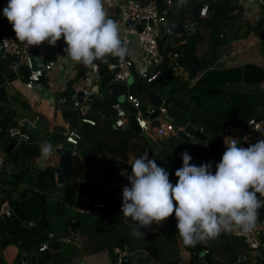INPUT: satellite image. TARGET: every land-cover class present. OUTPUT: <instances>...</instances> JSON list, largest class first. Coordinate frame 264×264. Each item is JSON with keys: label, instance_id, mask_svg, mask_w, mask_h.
I'll list each match as a JSON object with an SVG mask.
<instances>
[{"label": "crops", "instance_id": "0c3cea01", "mask_svg": "<svg viewBox=\"0 0 264 264\" xmlns=\"http://www.w3.org/2000/svg\"><path fill=\"white\" fill-rule=\"evenodd\" d=\"M179 3L180 0L171 4L170 10H175L178 8ZM234 3L237 4L238 13L233 19L227 20L225 22L222 32L219 33V40L223 41L224 44L217 49V59L212 67L215 69H231L235 71L234 74H237V72L239 73L241 70H243L244 66L247 64H256L264 69V59L262 57L264 44L263 38L261 37V33L264 31V9L255 2L250 3L245 0H232V4ZM0 14L3 15V8H0ZM112 19L114 18L112 17ZM178 20L181 19L178 17ZM184 23L186 25L191 24L189 20L184 21ZM11 28L12 26L8 22L3 25L4 30H10ZM201 32L202 30L199 27V34ZM44 48H46L48 51H55L56 47H51L49 45L48 47L37 46L35 52L39 54ZM199 48L201 54L202 51L207 49V45L200 44ZM65 60L68 61V58H65ZM76 65L77 63L72 62V65L68 67L65 72L63 71V67L60 66L54 69L51 76L58 80V84L56 82H45V86L53 92L56 102L59 103V98L62 96L61 93L68 87V83H70L69 81L73 78H76L75 70H73ZM9 66L11 67V70H16L12 63L9 64ZM6 70L8 72V69ZM205 70L206 68L203 67V69L198 72L196 76L200 77ZM226 87L232 88L233 90L238 89L240 92L243 90L242 92L248 95H255L260 100L261 105L260 95H264V82L253 84L238 80L236 82H228ZM226 87L218 90H222L220 93H223L226 91ZM226 96L230 98L227 93ZM5 97H7L8 103H4L3 101L1 105H5L4 110H7V113L4 116L6 117V125L9 124L10 126L12 123H16L18 119H30L33 116L39 115L41 117L40 122L46 123L47 127L46 129H44L45 127L42 128L39 133H37V130L32 129V132L30 133L31 139L29 141H23L21 143L14 144L8 149L12 154L10 158L11 161L9 162L11 170L9 171L4 168L6 171L0 175V186L2 185V179L4 177H11L14 173L24 170L27 166V163L29 162L28 159L26 161H15L13 159L15 153L21 148L22 143H36L40 145L41 148L45 143H49L51 146L57 147L65 138V132L67 130L66 123L72 119V117L65 116L56 105H53L50 101L45 99L40 94V92L26 89L23 76L19 73L14 80L8 79ZM180 98L184 100L186 99L187 103V98L189 97L186 94L185 98ZM169 109L171 108H168V114L172 115L169 112ZM243 110L238 109V113L242 114ZM228 112L229 110L224 111L223 116L220 118L225 120V126L223 127L222 133L219 131L218 125L216 123L220 119L215 120L217 127H215V129L209 134L205 132L206 128L203 126V133L208 136L207 142H209V144L204 145V143H200L201 141H199L195 149L196 152L205 151L206 156L202 163L207 162V157L209 155L217 153L219 155V159L217 160L216 164H218L221 160L222 154L226 150V143H230L232 138L237 139L238 146L241 147H245L240 145L244 138H253L256 142L260 139H264V112L256 113L257 117L255 120L261 122V128L259 130H256L249 124L245 127H241V125L231 126L232 123H229L228 119L226 118L229 114ZM172 116L175 118L174 113ZM205 118L208 119V125L210 126L211 116L205 115ZM55 121H57L56 124ZM184 127L185 126L178 125L179 129H183ZM3 128H5L4 133L6 135L7 129L9 127ZM100 138L103 140V144H101L102 148H99L98 146H95L91 143L85 144L83 143V140H81L80 144L77 145V149L79 154L86 155V157L88 155L87 162H89L90 169H92L91 175L94 174L100 178L99 180H94L91 182L93 189L100 192L102 199L107 198L108 200H115L119 205L115 213V217L120 222L109 224L101 219L102 214L108 213L107 207L104 209H99L100 215L94 219L89 214L83 213L80 208H76V206H68L64 195V185L67 180L65 178L64 185L60 186L57 175L54 172L56 186L49 192L54 197H64L68 209H78V215L76 219L84 218L85 222L82 223L78 228H75L74 231L67 232L68 228H66L65 223H60V212H58L55 204L51 207L53 215L50 218V222L52 223L53 219L56 227L52 226L53 236H51L52 233L48 231L49 234L51 233L50 238L54 237L56 240L58 238H64L66 242H63L62 244L61 254L55 258H52L48 264H113L110 260L112 257V249L118 245V240L121 238L127 239V243L130 245L129 256L131 258L129 261L131 264H206V262L203 261L206 259L205 256L199 254H204V251L194 252L183 245L182 240L178 236V229L176 227L177 224L174 221V213L172 216L160 222L159 224L153 223L147 228L141 227L139 230L144 235H141L140 237H135L132 235L133 229L137 227V222L132 221L131 218L124 217L121 212L122 190L124 187H130L129 181L125 177V168L122 170H116L113 168L114 173L116 175H120V179L115 181H104L103 178L98 176L95 171L98 168L100 169L102 166L101 162L105 163L107 159L117 156L113 154V151L118 149L116 145L119 143V138L118 136L111 133H106L103 136H100ZM136 142H138L137 138H133L130 144H135ZM81 144L82 147L80 148ZM105 145L107 147L109 146L108 149L105 147ZM115 148L117 149L113 150ZM184 149L185 143L181 141L175 134L163 138H150V143L145 152L149 154V158L156 160L158 166L167 167L169 172V180L173 185H175L178 180V178L175 176V171L182 167L183 161L181 154L184 152ZM145 152H143V154ZM128 155L129 159L137 158L133 152H129ZM50 157L51 158L49 159L47 165H56L58 161L57 157L53 155ZM83 159L86 161L85 157ZM192 160L200 161L197 159ZM36 163L37 161L33 162L31 166L35 165ZM79 181H81V178ZM2 194L5 195V192H0V195ZM11 197L18 198L19 192H14ZM102 199L99 198L95 205L99 202L101 203ZM1 210L2 209L0 208V214L2 212ZM1 216L2 214L0 217ZM30 223L33 225L32 222ZM55 228L57 229L56 232L54 230ZM225 236L229 237L230 239L228 240V238H224ZM234 238L236 237L221 233L218 238L215 240H209L206 243L209 245H214L219 249H227L225 247L227 246L228 249L223 251L224 258L238 254L240 255V260H242L244 259L242 258L244 255L249 254V250L244 249L241 251L233 240ZM2 254L8 264H23L24 253L18 244H10L6 246L2 250ZM196 258H198V260H196ZM251 263L264 264V237L259 255L252 259ZM118 264H122V262Z\"/></svg>", "mask_w": 264, "mask_h": 264}, {"label": "trees", "instance_id": "16d2710c", "mask_svg": "<svg viewBox=\"0 0 264 264\" xmlns=\"http://www.w3.org/2000/svg\"><path fill=\"white\" fill-rule=\"evenodd\" d=\"M178 2V0H175ZM213 3V7L210 10L209 15L202 17L199 22V27L202 30L200 37L194 43H189L188 41L179 47H173L169 45L168 48L172 52H178L180 55V60L187 64H203L206 68L200 77L191 76L189 82H182L177 79V76L172 81H176L178 84L174 89L169 91V96L165 97L166 105L169 112L176 119V123L181 126H186L189 123L198 124L199 122L204 123L205 132L211 133L216 126L215 120H218L223 116L224 111L229 110L227 119L229 123L246 126L251 119H255L257 114L255 109L260 106V100L255 95H241L247 98H252L250 102L246 98H241L243 105H237L232 100V88L226 87L228 82H236L238 80L245 81L247 83H263L264 82V69L256 64H247L244 66L243 70L239 73L234 74L235 71L231 69H215L213 64L217 59V49L224 44L223 41L219 40V33L222 32L225 22L227 20L233 19L237 13V4H232V0H208ZM198 0H184L183 4H178L179 7L175 10L168 11V18L178 16L182 21L189 20L191 23L196 22V8L198 5ZM8 22L7 19L0 14V32L3 31V25ZM264 22V20H263ZM9 32L15 37V33L11 28ZM186 35V34H185ZM187 36V35H186ZM200 44H206L207 49L202 51L200 54ZM8 59H0V86L4 84L7 79L14 80L18 74V71L11 70L10 73L7 72L6 62L11 64ZM97 60L96 62H98ZM99 63V62H98ZM169 59H166L161 65V69L165 70L169 68ZM100 70L102 74L101 87L102 88H114L115 85L112 84L111 80L113 78V73L104 65H100ZM19 74L23 76L25 81L28 75V70L26 67H21ZM83 76V71L75 79H71L68 83V87L62 91V95L71 96L74 94V87L79 83L80 78ZM141 80L135 78L133 83L132 92L139 97H141L144 105L149 104L147 91H140L137 88V84ZM226 87V91L223 93H212L210 89H221ZM187 90V96L189 97L190 103H186V99H181L175 95L179 90ZM156 90V89H155ZM158 92V91H157ZM160 92V91H159ZM161 93V92H160ZM226 93L230 98L226 96ZM162 94V93H161ZM144 95V96H143ZM117 96L112 93L107 97H100L97 95L91 101V107L86 112L82 111H70L63 112L67 117H73L75 115H82L94 119L96 125H91L89 123H83L80 127V132L82 134V139H89L98 144H103L100 136L106 133H111L119 138V143L116 145L118 149L113 151V154L117 155L119 158L127 161L129 158L128 153L133 152L137 158L142 156L150 143V138L147 135H132L123 143V133L124 131L116 128L113 124V116L111 114L112 104L117 100ZM4 103H8L7 97L4 98ZM246 103V104H245ZM191 104V105H190ZM179 110H178V107ZM221 107V111L218 109ZM5 109V105L0 106V115ZM238 109H244L242 114L238 113ZM172 110V111H171ZM205 115L211 116L210 126L209 121L205 118ZM30 119H38L37 133H39L42 128L46 129V123L40 122L41 117L39 115L33 116ZM6 117L0 120V125L3 127H12L16 123L6 125ZM5 128L2 129L0 136L5 135ZM26 131L31 133L30 129L25 128ZM133 138H137L138 142L135 144H130ZM81 142V141H80ZM256 143L253 138L243 139L240 145L248 147L251 144ZM44 144V142H43ZM108 149V147L105 145ZM41 146L32 143H22L21 148L15 153L13 159L29 162L24 170L14 173L11 177H4L2 179V185L0 186V192L4 191L5 195L3 201H7L8 205L11 207L12 214L10 217H0V264H8L3 257L2 250L10 244H18L23 251V255H26L27 262L25 264H48L52 258L59 256L62 250L63 242L66 240L63 238H58L56 241L49 242L50 234L44 224L47 218L50 223V218L53 215L51 207L54 204H46L38 199L37 196L33 195L28 198L20 199L11 197L12 194L18 191L19 186L25 181L27 173L31 167V164L42 157ZM191 164L200 166L202 161H190ZM100 169H96V174L101 176L104 181H115L120 179L119 174L114 173V169L105 165L101 162ZM68 166L71 173L66 176V183L64 185V195L68 203V206H76V208H82L84 206L94 207L97 200L101 198L100 192L93 189L92 183L88 182L87 179L92 174V169H90L89 162L82 158V155H74L70 158ZM85 170V171H84ZM54 171L49 169H42L38 174L37 182L34 184L36 190H38L43 195L50 197L53 196L49 191L55 188L56 181L54 179ZM81 178V181L79 179ZM58 186V185H57ZM50 193V194H49ZM259 196V194H258ZM5 199V200H4ZM264 201V198H261ZM100 203V202H99ZM101 203L106 204L108 208V213L102 214L101 219L105 222L112 224L120 222L115 217V213L119 207L115 200H108L107 198L102 199ZM55 211V210H54ZM58 212H60L58 210ZM63 217L69 218L65 213L60 212ZM26 220L32 222L33 225L30 229L25 228L22 225V221ZM82 220H85L82 218ZM258 220L264 222V207H262L258 213ZM51 225V224H50ZM68 228L67 232L74 231L70 228L68 223L66 225ZM224 238L229 237L225 236ZM227 240V241H228ZM238 245L239 249L242 251L248 249L242 239H233ZM44 241H48L49 245L46 249L41 250V244ZM227 249L228 247L225 246ZM194 252L209 251L207 254L208 259H205L206 264H253L249 262L248 255H244V259L240 260V255L234 254L231 257H223V251L227 249H219L214 245H209L206 242L198 243L195 247H188ZM198 260V258H196ZM24 264V263H23ZM122 264H131L130 261H124Z\"/></svg>", "mask_w": 264, "mask_h": 264}, {"label": "clouds", "instance_id": "9594fccd", "mask_svg": "<svg viewBox=\"0 0 264 264\" xmlns=\"http://www.w3.org/2000/svg\"><path fill=\"white\" fill-rule=\"evenodd\" d=\"M110 6L111 0H8L3 16L15 38L27 47L45 42L55 47L63 39L68 59L96 67L97 60L111 56L123 61L128 55L118 22L109 16ZM51 150L45 143L42 157H49ZM181 155L183 164L175 171V185L169 172L147 152L131 164V186L122 190L121 212L137 222L132 235H144L141 227L159 224L173 213L186 247L215 240L222 231L251 232L258 210L264 207V139L241 147L232 138L214 174L211 164L196 166L187 151Z\"/></svg>", "mask_w": 264, "mask_h": 264}, {"label": "built area", "instance_id": "2783aa9c", "mask_svg": "<svg viewBox=\"0 0 264 264\" xmlns=\"http://www.w3.org/2000/svg\"><path fill=\"white\" fill-rule=\"evenodd\" d=\"M245 1L258 3L264 9V0ZM7 2L8 0H0V8L6 7ZM174 2L175 0H169V6ZM107 10L110 18L113 17L118 22L120 37L123 44L128 49V55L120 63L112 62V57L108 56L104 61L99 60V63L95 61L94 63L96 67H87L83 64H77L73 69L75 70V77L80 75L81 71H83V76L80 78L79 83L74 87V94L71 96L62 95L59 98V103L66 107L74 106L76 107L75 111H82L83 108H86V111L90 109L92 100H88L87 96L93 91L96 85L98 86L96 96L100 94L102 81L100 65H104L113 73L111 82L115 85L114 88H116L118 84H122L124 87L122 91L118 92L116 95L118 98L112 104V109L115 111V113L112 114L113 124L116 128L122 131H127L129 129L130 115L128 110H130L141 131L149 138H163L169 135H175L176 125L165 117V115L168 114L166 100L164 99L163 104L159 107L160 113L154 117L153 115L156 108L150 101L149 104L144 105L141 97L132 92V88L135 78L140 79L141 82H153V80L163 71L160 67L166 59H169V68L173 70L175 76L188 77L190 72L186 71V68L177 63V61L180 60L179 53L172 52L168 48L169 45L179 47L185 44L187 42L185 32L174 31L170 27L168 11L159 7L158 0H111V6L108 7ZM210 10L208 2L203 3L200 13L201 16L206 17L209 15ZM3 32L1 48L4 52L19 56L21 58V66L26 67L28 70L27 78L24 81L26 89L34 90V86L37 83L45 84V82H56L58 84V80L51 76L54 69L60 66L63 67V71L65 72L67 68L72 65L70 59H68V61L65 60L67 54L63 52L66 47L63 39L57 42L55 51H48L44 48L38 54L35 52L36 47H27L25 44L20 43L9 32V30L3 29ZM41 46L48 47V44L45 42ZM33 53L38 54L43 62V66L34 67V61L32 58ZM262 57L264 59V46ZM114 88L110 87L104 89L111 94ZM79 92L84 94V100L82 102L77 98ZM120 95H123V98H120ZM1 104L2 102H0V106ZM79 120V127H81L83 123L96 125L94 119L82 115L79 116ZM37 121L38 119H18L16 125L7 129L6 136L8 142L6 145L0 146V169L5 168L6 170H11L9 162L11 161L10 158L12 154L8 149L14 144L29 141L31 135L25 130V125L28 124L31 130L35 129L37 127ZM56 122L57 121H55V124ZM248 124L256 130L261 128V122L255 119H251ZM66 125L67 130L65 132V138L68 142L77 147L82 139V134L79 130L80 128H73L69 122H67ZM16 137H18V139H16ZM60 146L61 144L57 147ZM135 159L136 158L125 161V170L128 176L132 174L131 164ZM162 168L168 171L167 167L164 166ZM3 197V194L0 195L1 214L4 217H10L12 210L10 208L4 209V206L8 205V202L3 201ZM97 207L99 209H104L106 208V204L97 203ZM91 209L92 207L87 205L80 208L83 213L87 214ZM174 221L177 224L175 217ZM230 232L244 241L249 250L248 259L251 263V260L259 255L263 243L264 222L261 223L259 221V224L255 225L254 229L247 234H243L238 229H234ZM221 233H223V231ZM51 236H53V233ZM48 245V241H44L41 250L46 249ZM208 252V250L205 251L206 254ZM129 254L130 245L126 242L116 245L112 249L111 255L122 262V259L129 256ZM203 261L205 262V259ZM234 264H238V262H234Z\"/></svg>", "mask_w": 264, "mask_h": 264}, {"label": "water", "instance_id": "95a60500", "mask_svg": "<svg viewBox=\"0 0 264 264\" xmlns=\"http://www.w3.org/2000/svg\"><path fill=\"white\" fill-rule=\"evenodd\" d=\"M169 0H158V4L159 7L163 10L169 11L170 6L168 4ZM208 2L210 9H212L213 7V3L208 1V0H199V3L197 5L196 8V22L195 23H191V24H185L184 21L182 20H178V17H172L169 20V24L170 27L174 30V31H184L187 35V41L189 43H194L196 40L199 39L200 34H199V22L202 19L201 16V9L203 7V3ZM3 34L4 32L1 31L0 32V59H8L13 65H15V69L16 71H20L21 63L20 60L21 58L17 55H12L8 52H4V50L1 48L2 45V38H3ZM261 37L264 40V31L261 33ZM32 58L34 61V67H41L43 66V62L40 59V57L38 55H36L35 53L32 54ZM112 62L114 63H120L121 60L119 58L116 57H112ZM177 63L188 69L191 74L193 76H196L198 74V72H200L204 65L203 64H187L184 63L181 60H178ZM175 78V74L173 73V70L171 68H167L165 70H163L151 83H148L146 81H142L140 83L137 84V88L142 91H147V96L149 101L152 103V105L156 108V111L154 113V117L156 115H158L160 113L159 107L163 104L164 102V98L161 96V94L159 92H157L155 90V87L157 84H167L169 82H171L173 79ZM8 84V79L4 82L3 85L0 86V102H3L4 97L6 95V85ZM124 89L122 84H118L116 88L113 89L112 94L113 95H117L119 91H122ZM34 90L40 92V94L47 99L48 101H50L53 105H56L62 112H70V111H75L76 107L74 106H70V107H66L64 105H61L60 103L56 102L55 98H54V94L52 91H50L45 84L43 83H37L34 86ZM98 92V86L96 85L93 89V91L87 96L88 100H93L96 97V93ZM210 92L212 93H220L222 92V90H218V89H210ZM187 94V90L184 91H179L176 92L175 95L178 97H182L185 98ZM77 98L79 101H83L84 100V94L82 92H79L77 95ZM83 112H86V108L82 109ZM7 113V110H3L1 115H0V120L3 119V117L5 116V114ZM115 111L112 109L111 110V114H114ZM128 113L130 115V127L127 131H124L123 133V143L121 146H123L127 139L129 137H131L132 135H146L144 132L141 131V129L139 128L136 119L134 117V115L131 114V111L128 110ZM166 118H168L171 122H173L176 125V135L177 137L183 141L185 143V149L184 152L187 151L188 154L192 157V159H197L200 161H203L205 159V151H198L196 152L195 149L198 145V142L201 140H208V136L206 134L203 133V126L204 123L203 122H199L198 124L195 123H189L188 125H186L183 129H179L178 125L175 121V118L170 115V114H166L165 115ZM69 124L76 129H79L80 127V120H79V116L75 115L72 117V119L69 121ZM25 127L27 129L31 128L28 126V124L25 125ZM2 131V127L0 125V133ZM16 139H18V137H16ZM117 148L113 149L116 150ZM53 155L55 157H57L58 161L56 165H47L49 159L51 158L50 156ZM51 155L47 158L41 157L40 159L37 160V163L35 165H32L27 173V176L25 178V181L19 186L18 188V192H19V198L20 199H24V198H28L31 197L33 195L37 196L38 199L46 204H55L56 208L60 211L66 214V216H68L70 219L68 220V225L70 228L75 229L78 228L82 223H84L85 221L82 219H76L77 215H78V209H68V206L66 205L65 199L64 197H54V196H50L47 197L45 195H43L42 193H40L38 190L34 189V184L37 182L38 179V174L40 173V171L42 169H49L52 170L56 173L57 178H58V183L60 186L64 185L65 183V178L67 175H69L71 173V170L68 166L69 160L72 156L74 155H82L79 154V151L77 149V147H75L73 144H71L70 142H68V140L66 138H64L62 140L61 146L60 147H53L52 146V150H51ZM82 157L86 158V161H88V155L86 157V155H82ZM219 159V155L217 153H214L212 155H209L207 157V162L205 164H211V171L213 172V174L215 173V164L217 162V160ZM105 164L109 167L115 168L116 170H122L125 168L126 164L125 161L117 156H113L109 159H107L105 161ZM6 170L4 168L0 169V173L5 172ZM126 179H128V175L127 173L125 174ZM100 178L97 177L96 175H91L90 178L87 179L88 182H92L94 180H99ZM11 207L9 205H5L4 209H7ZM260 209L258 210L259 213ZM91 217H93L94 219H96V217H98L100 215V210L97 207V204L90 210V212L88 213ZM44 224L46 225V227L48 228L49 232H53V228L52 225H50V223L48 222V219L46 218L44 221ZM259 224V220L257 219L256 221V225ZM22 225L26 228H31L32 225L30 222L23 220L22 221ZM223 234L225 235H229V236H233L236 237L233 233H231L230 231H223ZM239 238V237H236ZM56 241V238L51 237L49 242H53ZM127 239H119L118 240V244H122V243H126ZM201 255H204L206 259L209 258L208 254L206 253H199ZM130 256H126L125 258L122 259V262L124 261H129L130 260ZM111 262L113 264H118L120 263V260L118 258L115 257H111ZM27 262L26 260V255H23V263L25 264Z\"/></svg>", "mask_w": 264, "mask_h": 264}, {"label": "rangeland", "instance_id": "374dc122", "mask_svg": "<svg viewBox=\"0 0 264 264\" xmlns=\"http://www.w3.org/2000/svg\"><path fill=\"white\" fill-rule=\"evenodd\" d=\"M189 1H192V0H189ZM8 61V60H7ZM5 65L7 66V67H9V68H7L8 69V73H10L11 72V67L9 66V63L8 62H6L5 63ZM186 71H189L188 69H185ZM190 72V71H189ZM191 76H192V74H191V72L189 73V76H188V79H187V77L185 76V77H179V76H177V79L178 80H180V81H182V82H189L190 80H191ZM194 77V76H193ZM177 82L176 81H171V82H169V83H167V84H157L156 85V87H155V89H156V91H160L161 93H162V96L164 97H168L169 96V91L171 90V89H174L176 86H177ZM243 91V90H242ZM240 92L238 89H235L234 90V92H232V100L237 104V105H243L242 104V100H241V98H243L244 96H241V95H247L248 96V94H245V93H243V92ZM159 92V93H160ZM245 92V91H244ZM241 93V94H240ZM109 95V93L107 92V91H105V89L104 88H102L101 87V89H100V94H99V96L100 97H107ZM144 96V95H143ZM165 97H164V99H165ZM260 97H261V105H260V107L259 108H256L255 109V112L257 113H262V112H264V95H260ZM120 98H123V95H120ZM244 98H246V100H247V102L248 101H252L253 99L252 98H247V97H244ZM187 102H188V104L190 103V100H189V98H187ZM246 104V103H245ZM191 105V104H190ZM218 109L221 111V107L220 106H218ZM71 119V118H70ZM69 119V120H70ZM217 125H218V129H219V131L222 133V131H223V127L225 126V120H223V119H220V120H218L217 122ZM237 124H231V126H236ZM241 127H245V126H241ZM7 142H8V138H7V136L6 135H3V136H0V146H4V145H6L7 144ZM83 143H91V144H94L95 146H98L99 148H102V145L101 144H98V143H96V142H94V141H91V140H89V139H85L84 141H83ZM200 143H204V145H206V144H209V142H207V140L205 141V140H201V142ZM82 147V144L80 145V148ZM207 148V147H206ZM223 155V154H222ZM221 158H222V156H221ZM21 166V165H20ZM60 216V223H65V226L67 225V223H68V220L70 219V218H66V217H63L61 214L59 215ZM51 223V222H50ZM52 226H54V227H56V224L54 223V221H53V219H52ZM55 230V232L57 231V229L55 228L54 229Z\"/></svg>", "mask_w": 264, "mask_h": 264}]
</instances>
